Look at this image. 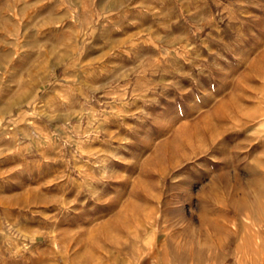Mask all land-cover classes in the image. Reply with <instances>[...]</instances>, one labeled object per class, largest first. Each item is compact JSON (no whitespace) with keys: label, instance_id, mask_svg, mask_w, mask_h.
Instances as JSON below:
<instances>
[{"label":"rangeland","instance_id":"1","mask_svg":"<svg viewBox=\"0 0 264 264\" xmlns=\"http://www.w3.org/2000/svg\"><path fill=\"white\" fill-rule=\"evenodd\" d=\"M0 264H264V0H0Z\"/></svg>","mask_w":264,"mask_h":264},{"label":"bare ground","instance_id":"2","mask_svg":"<svg viewBox=\"0 0 264 264\" xmlns=\"http://www.w3.org/2000/svg\"><path fill=\"white\" fill-rule=\"evenodd\" d=\"M260 209V208H259Z\"/></svg>","mask_w":264,"mask_h":264}]
</instances>
